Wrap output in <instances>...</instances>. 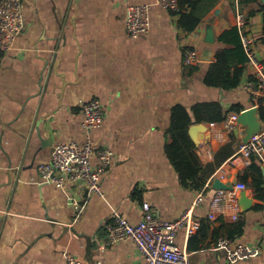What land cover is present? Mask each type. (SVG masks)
Wrapping results in <instances>:
<instances>
[{"label": "crops", "instance_id": "1", "mask_svg": "<svg viewBox=\"0 0 264 264\" xmlns=\"http://www.w3.org/2000/svg\"><path fill=\"white\" fill-rule=\"evenodd\" d=\"M155 1L21 0L24 29L12 47L0 53V264H68L67 256L79 264H144L131 241L98 247L112 215L136 225L143 203L166 222L191 210L190 220L198 230L189 236L182 227L175 238L191 264H264V200L254 197L248 170L254 161L264 190V155L253 156L249 163L238 155L247 128L238 123L219 139L220 123H205L195 143L188 133L201 165L200 191L181 183L165 155L170 142L166 130L176 105L189 110L195 104L218 102L228 114L236 113L232 106L240 107L238 114L253 108L246 77L229 92L206 86L203 78L222 47L217 37L236 27L237 13L247 18L245 31L262 34V0H209L213 8L189 34ZM132 4L150 6L149 31L137 39L125 30V8ZM208 34L212 42H207ZM189 49L200 54L199 64H183ZM255 52L264 63V46L257 43ZM53 58L60 60L56 72L64 76L49 71ZM91 99L100 102L104 120L90 138L112 153L99 181L102 196L87 194L81 185L59 189L37 173L39 165L50 161L55 146L84 140L80 104ZM256 116L262 131L258 110ZM91 164L99 165L97 156L91 157ZM214 179L223 184L237 179L245 185L251 202L243 211L242 191L236 193L237 222L219 212L215 220L208 219ZM198 196L200 202L194 205ZM83 202L77 217L75 205ZM238 224L242 232L231 240L232 246L257 247L260 252L247 261L229 263L216 249L214 237L227 236L223 225ZM193 235L196 250L188 249Z\"/></svg>", "mask_w": 264, "mask_h": 264}, {"label": "built area", "instance_id": "2", "mask_svg": "<svg viewBox=\"0 0 264 264\" xmlns=\"http://www.w3.org/2000/svg\"><path fill=\"white\" fill-rule=\"evenodd\" d=\"M156 5L165 11L175 13L179 11L178 0H156ZM149 5H128L125 8V30L129 38L137 39L149 31ZM247 20L244 13H237L236 27L240 41L247 57L248 71L253 80L246 79L245 89L251 95L253 108L264 109V63L255 52L257 43L264 45V35L252 36L245 31ZM24 29V14L21 0H0V53L9 50ZM200 63L198 53L194 49L185 51L183 64L195 66ZM82 117L81 126L86 137L82 142H69L55 146L50 155V161L37 167L41 181L51 183L59 189L68 186H84L87 194L102 196L99 181L112 160V153L104 147H98L90 138V133L102 126L104 111L98 99H91L80 104ZM238 113H230L220 122L223 133H230L238 124ZM214 127L215 123H210ZM99 159V165L93 167L91 157ZM238 155L246 162L253 157L264 155V129L254 133L246 142H241ZM243 183H237L232 191L216 190L211 200V212L208 219L215 220V213L228 216L232 222L239 220V206L237 194L245 191ZM200 202L197 197L194 205ZM86 202L75 205L76 216L84 210ZM142 218L136 225H131L120 215H112L111 221L105 226L103 236L98 244L100 249L110 247L120 242L131 241L142 255L144 264H191L188 252L179 248L175 243L177 232L185 227L191 236L198 230V225L190 220L191 210L174 222L157 219L156 211L148 203L141 206ZM216 249L224 253L229 263L247 261L260 252L257 247L246 245L232 246L230 240L220 237ZM68 264H79L72 257H66Z\"/></svg>", "mask_w": 264, "mask_h": 264}, {"label": "trees", "instance_id": "3", "mask_svg": "<svg viewBox=\"0 0 264 264\" xmlns=\"http://www.w3.org/2000/svg\"><path fill=\"white\" fill-rule=\"evenodd\" d=\"M208 1L178 0L179 11L172 13L173 16L177 17L178 29L187 34L192 33L213 8V5L208 4ZM259 10L262 14V35H264V4L260 5ZM217 42L222 47L216 51L215 61L208 65L203 83L208 87L229 92L238 88L245 77L248 81L253 80L252 74L248 71L247 57L237 27L223 31L217 37ZM230 110L238 113L240 107L232 106ZM257 110L260 118L264 121V109L259 107ZM228 112L218 102L195 104L189 110L176 105L171 110L169 125L166 130L170 142L165 145V155L181 183L192 187L195 191H200L204 182L200 177L201 165L195 154V145L188 136V129L197 124L220 123L226 118ZM248 170L252 176L250 186L254 191V197L264 200L263 177L260 168L252 161ZM247 176L248 174H244L243 179H246ZM223 227L229 230L227 236L215 235L216 242L220 237H225L231 241L242 232L240 224L235 226L223 225ZM193 240H195V235L188 242V249L190 250L199 248L198 242L194 244Z\"/></svg>", "mask_w": 264, "mask_h": 264}, {"label": "water", "instance_id": "4", "mask_svg": "<svg viewBox=\"0 0 264 264\" xmlns=\"http://www.w3.org/2000/svg\"><path fill=\"white\" fill-rule=\"evenodd\" d=\"M262 3L264 4V0H262ZM207 42H212L213 41V37L211 34H208V36L206 37ZM264 46V45H263ZM198 59L201 61L202 58L200 56V54L198 53ZM60 66V60H56L55 58L51 59L50 64H49V71H51L53 69L54 72V76H64L63 73H57V69ZM53 76V77H54ZM54 82V81H53ZM52 82V84H53ZM42 89V88H41ZM42 95V90L40 92V96ZM256 108H249L245 111H243L242 113L239 114L238 117V123L244 127L247 128L246 131V137L244 139L243 142H246L250 136L254 133L260 132L261 130V126L260 123L258 121V118L256 116ZM205 127L202 124H197V125H192L189 130V136L191 138V140L195 143L196 142V137L195 134L197 131H204ZM21 169V168H20ZM238 183V180L235 179V181L228 183V184H223L219 181V179H214L213 183H212V189L214 190H224V191H232L233 187ZM250 200H248L246 198L245 192L242 191L239 197V205L242 206L244 209L243 211H247L249 209L250 206Z\"/></svg>", "mask_w": 264, "mask_h": 264}]
</instances>
